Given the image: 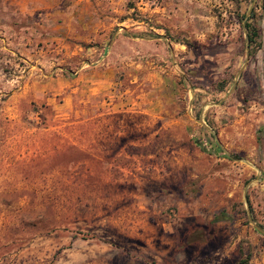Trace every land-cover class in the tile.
<instances>
[{"label": "rangeland", "instance_id": "374dc122", "mask_svg": "<svg viewBox=\"0 0 264 264\" xmlns=\"http://www.w3.org/2000/svg\"><path fill=\"white\" fill-rule=\"evenodd\" d=\"M254 225L261 0H0V264H264Z\"/></svg>", "mask_w": 264, "mask_h": 264}, {"label": "trees", "instance_id": "16d2710c", "mask_svg": "<svg viewBox=\"0 0 264 264\" xmlns=\"http://www.w3.org/2000/svg\"><path fill=\"white\" fill-rule=\"evenodd\" d=\"M230 1L235 3L236 5H240L242 2L247 1V0H230ZM261 8L264 11V0H261ZM236 15L238 17V22L240 23V27L245 33V37H243V48H244L243 50L245 51L247 48L246 53L249 56H252L254 54L256 48L258 47V42H256V38L258 35L257 29H256V26L254 24V21L252 20L253 12L250 11L247 16H245V13L236 14ZM130 18L134 19L132 16ZM177 41L178 40H175L174 42H177ZM237 56L235 58L233 57V59L230 61L229 65L225 68L226 74L229 71L231 74H233L234 71L236 70V66H234V63L236 61ZM228 81L229 80L226 78V76L219 78L215 84V85H217V90L222 91L224 89V87L227 85ZM29 123H32V122H29ZM248 259H249L248 254L245 255L244 253H242V251L239 250V257L230 264H248Z\"/></svg>", "mask_w": 264, "mask_h": 264}, {"label": "water", "instance_id": "95a60500", "mask_svg": "<svg viewBox=\"0 0 264 264\" xmlns=\"http://www.w3.org/2000/svg\"><path fill=\"white\" fill-rule=\"evenodd\" d=\"M246 51H247V50H246ZM247 57H248V55H247V53H246V59H247ZM242 67H243V66H242ZM242 67H241V68L238 70V72L236 73V75H235V77H234L235 80H236V78L238 77L239 72H240V70L242 69ZM235 80H234V82H235ZM198 121L201 122V123L203 124V122H202V120H201L200 118H198ZM203 126L206 127L207 130H209L210 132H212L211 129H210L207 125L203 124ZM212 134H213V132H212ZM254 228H255L256 230H258L259 232L264 233V230L258 228L256 225H254Z\"/></svg>", "mask_w": 264, "mask_h": 264}, {"label": "crops", "instance_id": "0c3cea01", "mask_svg": "<svg viewBox=\"0 0 264 264\" xmlns=\"http://www.w3.org/2000/svg\"><path fill=\"white\" fill-rule=\"evenodd\" d=\"M160 9V11H163V8L162 7H160L159 8ZM247 62V59H246V57H245V60L241 63V64H239V66H238V68H236V73L238 72V70L245 64ZM226 65V64H225ZM226 68V67H225ZM236 73H235V75H236ZM239 74H240V72H239ZM239 76V75H238Z\"/></svg>", "mask_w": 264, "mask_h": 264}]
</instances>
